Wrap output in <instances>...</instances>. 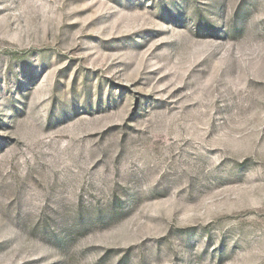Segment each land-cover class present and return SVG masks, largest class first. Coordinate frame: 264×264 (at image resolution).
I'll list each match as a JSON object with an SVG mask.
<instances>
[{
  "label": "rangeland",
  "instance_id": "rangeland-1",
  "mask_svg": "<svg viewBox=\"0 0 264 264\" xmlns=\"http://www.w3.org/2000/svg\"><path fill=\"white\" fill-rule=\"evenodd\" d=\"M0 264H264V0H0Z\"/></svg>",
  "mask_w": 264,
  "mask_h": 264
}]
</instances>
